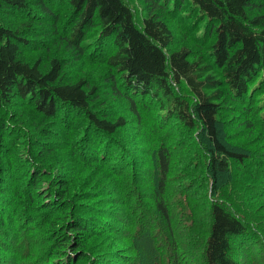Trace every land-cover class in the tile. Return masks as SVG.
I'll return each instance as SVG.
<instances>
[{"label": "trees", "instance_id": "obj_1", "mask_svg": "<svg viewBox=\"0 0 264 264\" xmlns=\"http://www.w3.org/2000/svg\"><path fill=\"white\" fill-rule=\"evenodd\" d=\"M134 1L0 0V264H109V257L120 263L117 244L91 246L93 216H74L69 203L96 202L102 167L132 218L134 264L145 263L134 248L141 240H149L150 252L143 251L153 262L165 252L155 234L173 229L166 198L170 170L187 179L199 176L192 186L197 193L210 186L198 233L202 263L264 264V136L248 137V146L246 139L231 141L255 133L250 115L261 109L246 101L254 100L249 95L255 87L264 91V0H136L145 7L142 20ZM170 19L187 41L174 39ZM35 26L52 29L50 45L38 43ZM33 46L45 58L21 57ZM86 58L95 72L87 71ZM125 97L136 114L157 110L166 127L177 121L174 129L186 140L177 150L167 144L172 134L153 127L161 213L149 230L146 207L126 201L143 188L126 184L141 167L129 143L117 139L127 120L103 107ZM73 117L84 121L74 138ZM63 139L74 153L64 151ZM30 143L33 151L26 153ZM185 218V227L198 225L194 213Z\"/></svg>", "mask_w": 264, "mask_h": 264}, {"label": "rangeland", "instance_id": "obj_2", "mask_svg": "<svg viewBox=\"0 0 264 264\" xmlns=\"http://www.w3.org/2000/svg\"><path fill=\"white\" fill-rule=\"evenodd\" d=\"M134 7L136 10V15L139 17L140 20L145 16V7L143 4L139 1H134ZM143 16L142 18H140ZM18 17V16H16ZM3 22L7 23H19L18 18L17 20H14L12 18H2ZM13 20V21H11ZM171 20V29L173 31L174 39L176 41H183L184 39L187 41L185 36L183 35L184 32H182V29L178 24L176 23L175 19ZM60 26H62V22L59 23ZM35 28H38L36 32L37 38L39 39V44H48L50 45L51 39L53 37H48L47 34L51 32L52 29H47L43 27L35 26ZM183 28V26H182ZM60 31L64 32V29L61 27L59 28ZM42 35V36H41ZM57 38V36H55ZM43 41V42H41ZM190 42V40L188 39ZM93 43V41H92ZM50 50H53L54 47L49 46ZM44 50H40L39 52L36 51V46L30 47V48H23L21 52V57L25 59L26 61H33L37 57L38 58H45ZM42 56V57H41ZM86 69L89 72H95V64H90L88 62V59L86 58ZM101 64H104L101 63ZM70 74V73H68ZM96 74V73H95ZM256 87L251 91L250 97H254L253 101L247 102L246 104L248 106L254 107L256 104L259 105V108L261 109H255V114L250 115V119H253L255 122V133L253 132L252 135L248 136H239L236 141L235 138H233L232 142H238L239 140L246 139L245 142L248 146L251 142V139L248 137H252L256 133L261 134L264 136V131L260 130V126H264V121H261L258 117V114L260 111H262L261 114H264V91L263 89L260 91H254ZM105 102V101H104ZM103 102V103H104ZM102 103V104H103ZM253 104V105H252ZM104 108H108L107 110L114 114V112H119L122 114V116L126 118L127 123L124 128H122L117 135V139L128 142L131 148V151L133 152L137 162L138 167H140V170L135 171L133 174L129 175L128 180L126 181V184L129 189L131 188H137V183L140 187H143L142 189H136L137 195L133 196L132 198H126L127 203L134 202L138 200L143 206L146 207V216H143V219L147 221V223L144 224V229L150 228L151 223L155 222V220L158 219V212L161 213V211L157 208V195L155 194L157 192V180L159 179L160 171L159 166L157 162V148L158 145L156 143V138L153 133V127L158 126L161 129L162 134H169L172 136H169L167 139V144L171 143L176 145L174 148H177V150L182 147V141L186 143V140L180 139L181 138V131H175L174 128L177 126V121L174 126L168 125L167 127L162 123L161 116L158 115V111L155 110V112H152L150 114L144 115L143 112L138 109V114L134 113L132 110L131 105L127 102V99H117V103H113L111 99L107 101V103L103 106ZM157 108V106H156ZM62 115V114H61ZM61 120V116L59 117V121ZM84 121L79 120L78 118L73 117L71 121V127L74 130L72 138L75 137L76 134H79L80 127L82 126ZM236 123V122H235ZM171 132L169 131V129ZM157 131V130H154ZM68 138H70V134L67 135ZM67 138V139H68ZM63 139L60 144L67 145L64 149V151L68 154L74 153V149L72 148L71 143H67L68 140ZM59 142V140H58ZM242 142L238 143L241 144ZM181 144V145H180ZM172 146V145H171ZM174 150V149H173ZM28 151L32 152V144L30 143V149L27 148L26 153ZM181 153L184 154L183 150L180 149ZM81 153V152H80ZM261 154L264 155V146L263 150L261 151ZM64 160H68L69 157L66 155ZM54 163V160H52ZM172 162L175 163L176 159L173 158ZM144 163L143 167L142 164ZM180 164V162H179ZM178 164V165H179ZM258 165V164H255ZM129 167V165H126ZM264 168V165L262 166ZM190 167L189 169H191ZM249 169L251 167H248ZM75 173L74 176H77L78 174V168H74ZM177 171V170H176ZM254 174L258 173L259 171H255L253 169L252 171ZM108 174V171L102 167L101 168V175L97 177V181L100 182V189L101 193L97 196L96 202L94 203H79L77 200L70 201L72 206V213H78L81 216L88 217L90 215L93 216V220L96 222L95 225H93L92 228H96V231H93L92 233L95 234V237L92 238L91 246H98L99 249L105 250L106 243H112L117 244L118 247L113 248L115 252L118 254L120 250L122 252L121 255V261L118 264H134L135 263V251L130 250L129 243H130V237L131 233L133 231V226L131 225L132 218L128 216L127 209H125L122 206V203L120 201V197H116L114 192L117 189L116 183H112L110 185L109 181L105 180V176ZM69 175V171L66 172V176ZM188 175H184L183 177L180 175H174V171H169V178H167L169 183V190L167 191V203L171 208V212L173 215V229L172 231H165L160 230L155 235L157 236V242L160 246L165 247V252L160 258L156 259L155 262H153V258H149L145 256V253L143 251L144 247H147V251L149 250V240L146 243L144 240H141L137 244H135L134 248L139 251H141V254L143 253V259L144 264H203L201 261V251L202 247L198 240L200 239L201 235H198L200 232V227L205 225L206 220V201L207 197L209 195V188L210 186L207 184L205 187L200 191V193L196 192V189L192 186L200 182L201 178L199 176H196L194 179H187ZM68 178V177H67ZM51 177H46V180H50ZM76 177L73 179L75 182ZM189 181V182H187ZM140 182V183H139ZM156 184V187H155ZM44 187H47V184H43ZM62 190V189H58ZM180 200V202L178 201ZM187 203L188 207H184L180 209L181 204ZM5 204V203H4ZM83 204L88 205V207H83ZM139 204V203H138ZM126 212V214H125ZM194 213V215L197 216L198 222L196 227L194 229H189L188 227H185L181 219H186L185 216L189 214ZM75 216V215H74ZM48 218H50L48 216ZM123 219V220H122ZM130 221L129 227H127V221ZM16 227L19 225V219L18 217L15 218V220L12 222ZM120 226H124L120 232L119 228ZM117 227L116 231L113 230V232H110L109 228ZM128 234V237L125 239L124 236ZM165 236V238H164ZM2 237V236H1ZM113 240V241H112ZM88 244V249L91 250V247ZM122 247V248H121ZM142 249V250H141ZM118 250V251H117ZM131 254V258H128V260L125 262V259L129 257ZM125 256V257H124ZM167 258H170V261L167 260ZM111 261H109V264H116L115 257H109ZM159 260V261H158ZM249 259L246 260L248 262Z\"/></svg>", "mask_w": 264, "mask_h": 264}]
</instances>
